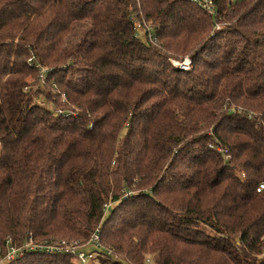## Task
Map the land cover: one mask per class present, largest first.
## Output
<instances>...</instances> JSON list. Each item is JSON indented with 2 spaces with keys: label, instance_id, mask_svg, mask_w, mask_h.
<instances>
[{
  "label": "trees",
  "instance_id": "1",
  "mask_svg": "<svg viewBox=\"0 0 264 264\" xmlns=\"http://www.w3.org/2000/svg\"><path fill=\"white\" fill-rule=\"evenodd\" d=\"M204 1L0 0L2 253L264 264V0Z\"/></svg>",
  "mask_w": 264,
  "mask_h": 264
},
{
  "label": "built area",
  "instance_id": "2",
  "mask_svg": "<svg viewBox=\"0 0 264 264\" xmlns=\"http://www.w3.org/2000/svg\"><path fill=\"white\" fill-rule=\"evenodd\" d=\"M203 7L208 11H211L212 0H205L203 2ZM170 62L172 63L173 66H175L179 70L188 71L190 69V60L187 57L180 61L170 59ZM43 73L44 70H41L38 76L40 80L43 79ZM263 189H264V184H260L256 188V192H260ZM98 240H99L98 232H95L91 235L89 242L94 246H97ZM37 242L38 241H33L32 237L30 236L22 246L16 248L11 244L10 240H7L5 245V253H3L0 258V264L13 261L27 251H44L45 253H49V254L71 253L76 256V259L79 261V264H89V262L92 259L90 253L82 251L81 250L82 247L79 245V242L75 240H72L71 241L72 243L66 239H60L49 242L43 241L41 243H37Z\"/></svg>",
  "mask_w": 264,
  "mask_h": 264
},
{
  "label": "rangeland",
  "instance_id": "3",
  "mask_svg": "<svg viewBox=\"0 0 264 264\" xmlns=\"http://www.w3.org/2000/svg\"><path fill=\"white\" fill-rule=\"evenodd\" d=\"M134 26L136 27V28H138V29H140L141 30V34L142 35H146V36H148L147 34H146V28H142L143 26L141 25V27L139 26V23L136 21L135 23H134ZM186 58V57H185ZM183 60V59H182ZM178 61H180V60H178ZM170 62V61H169ZM171 63V62H170ZM172 64V63H171ZM173 66V65H172ZM27 81L29 82V83H31V79H27ZM36 102L39 104V105H43L44 104V101H43V99H41V97L39 96V97H37L36 98ZM46 103V102H45ZM56 109H58V108H56ZM72 241V240H71ZM71 241H69V242H71ZM41 242H43V241H38L37 243H41ZM72 243V242H71ZM76 243H78V242H76ZM87 250L88 251H93L92 250V247L90 246V247H88L87 248ZM2 251H0V258H1V256H2ZM91 264H98V263H96V262H91Z\"/></svg>",
  "mask_w": 264,
  "mask_h": 264
}]
</instances>
